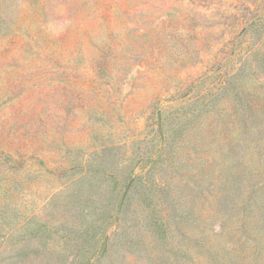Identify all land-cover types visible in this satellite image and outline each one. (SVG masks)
Here are the masks:
<instances>
[{
	"label": "rangeland",
	"instance_id": "obj_1",
	"mask_svg": "<svg viewBox=\"0 0 264 264\" xmlns=\"http://www.w3.org/2000/svg\"><path fill=\"white\" fill-rule=\"evenodd\" d=\"M0 264H264V0H0Z\"/></svg>",
	"mask_w": 264,
	"mask_h": 264
}]
</instances>
